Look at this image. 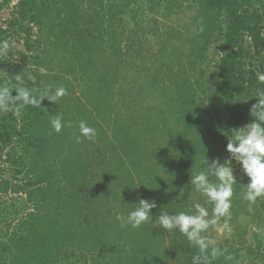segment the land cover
I'll return each instance as SVG.
<instances>
[{"label": "trees", "instance_id": "obj_1", "mask_svg": "<svg viewBox=\"0 0 264 264\" xmlns=\"http://www.w3.org/2000/svg\"><path fill=\"white\" fill-rule=\"evenodd\" d=\"M17 1L0 41L14 28L20 46L0 53V85L19 75L29 89L67 95L0 113V171L10 174L0 192L24 204L0 231V264H192L198 249L156 218L197 202L211 214L191 174L205 156L228 159L232 129L253 119L264 0ZM55 113L66 123L59 133ZM81 120L94 141H77ZM236 165L229 214L203 235L233 257L212 264H264V197L242 199L248 177ZM139 198L155 200L153 218L121 227L117 213Z\"/></svg>", "mask_w": 264, "mask_h": 264}, {"label": "clouds", "instance_id": "obj_2", "mask_svg": "<svg viewBox=\"0 0 264 264\" xmlns=\"http://www.w3.org/2000/svg\"><path fill=\"white\" fill-rule=\"evenodd\" d=\"M9 46L8 41H0V53L6 52ZM28 78L35 79L31 75ZM257 79L264 83V73L258 74ZM16 80L21 83L11 89L0 85V113L15 112L28 105L40 107L45 98L57 104L61 97L67 95V89L63 86L53 88L49 85L42 90H32L23 85L21 76L17 75ZM12 90L16 91L15 96L12 95ZM33 91L36 92L35 95ZM256 98L257 102L249 110L253 119L243 127L232 129L226 145L229 158L221 162L219 157L209 159L205 156L203 167L191 174L190 184L196 192L207 198L206 203L212 205L211 214L207 207L197 202L192 206L194 211L169 213L161 209L156 218L160 228L169 234L178 230L190 246L198 249V253L192 258V264H212L219 257L226 261L233 259L227 249L220 248L214 240L203 235L220 217L229 214L233 186L237 185L232 160L240 164L242 172L248 177V183L244 185L245 191L241 194L242 199L251 206L258 198L264 197V91L258 92ZM49 115L52 130L59 133L66 126L63 116L58 113ZM78 127V142L81 138L95 140L96 130L86 121L81 120ZM135 205L126 215L117 213L116 219L121 227L136 229L153 218L151 209L157 207L155 200L139 198Z\"/></svg>", "mask_w": 264, "mask_h": 264}, {"label": "rangeland", "instance_id": "obj_3", "mask_svg": "<svg viewBox=\"0 0 264 264\" xmlns=\"http://www.w3.org/2000/svg\"><path fill=\"white\" fill-rule=\"evenodd\" d=\"M2 0H0L1 2ZM17 0H12L9 4H4L0 8V28L4 27L7 28L9 25V19L12 17L17 16V9L16 4ZM193 24V23H191ZM14 28H9L8 32V41H11L10 47H18L20 46L19 42L17 41L18 35L12 34ZM4 158L0 159V169L7 167V164H4ZM235 170H239L240 174L243 173L240 167V164L237 162ZM9 173H3L0 171V182L3 180L2 178H9ZM15 193L4 194L0 192V231H4L6 228H14L15 223L10 224L12 221V217L16 214V211L20 212L23 210V205L20 203L19 198L15 197ZM3 211L4 213H1ZM3 214V215H1ZM224 228L221 227L219 232L222 233ZM239 264H254V261L250 257H246L242 263Z\"/></svg>", "mask_w": 264, "mask_h": 264}]
</instances>
